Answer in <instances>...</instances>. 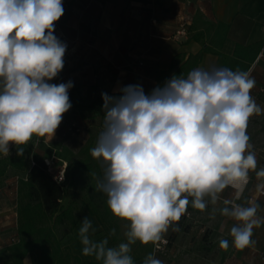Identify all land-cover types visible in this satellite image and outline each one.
<instances>
[{"label":"clouds","instance_id":"9594fccd","mask_svg":"<svg viewBox=\"0 0 264 264\" xmlns=\"http://www.w3.org/2000/svg\"><path fill=\"white\" fill-rule=\"evenodd\" d=\"M64 13L62 0H0V153L23 156L33 136L53 137L71 107L73 83H49L64 67L66 44L55 35ZM256 81L249 72L227 67H197L187 77L176 76L148 95L128 85L120 95L102 93L103 130L91 155L103 175L96 190L107 197L117 219L127 223L126 242L109 246V238H92L95 229L86 216L79 228L82 255L100 264H134L131 246L152 243L159 250L169 228L188 205L205 211L212 205L235 223L232 245L254 247L253 230L264 225L256 200L237 203L258 169L248 122L264 109L251 95ZM235 192L224 199L227 188ZM264 191V183L257 184ZM191 198V200H190ZM222 203V207H216ZM91 230V232H90ZM110 236L116 235L112 229ZM227 250L229 241L221 239ZM143 264H163L150 253Z\"/></svg>","mask_w":264,"mask_h":264},{"label":"crops","instance_id":"0c3cea01","mask_svg":"<svg viewBox=\"0 0 264 264\" xmlns=\"http://www.w3.org/2000/svg\"><path fill=\"white\" fill-rule=\"evenodd\" d=\"M62 4L64 13L57 22L70 39L71 49L63 69L49 83H73L68 93L72 107L63 114L55 135L39 137L40 142L35 145L43 155L56 156L59 165L73 161L89 137L97 143L94 133H88L93 118L84 117L99 114L104 119L102 93L118 96L119 89L139 85L146 95L150 94L156 83L157 71L168 70L175 55L181 54L186 59L189 54H196L206 46L217 48L215 42H218L219 35L215 30L219 23L228 26L220 46L225 57L220 59L218 66L219 55L213 50L205 51L195 68L214 66L241 71L252 54L257 52L246 72L256 81L251 95L264 109V92L260 90L264 86V0H62ZM197 16L212 22L213 28L209 31L201 22H194ZM181 28L186 30V34L178 33ZM194 34L200 39H196ZM237 51L243 56L236 55ZM72 124L78 127H71ZM247 134L256 153L258 169L264 167V112L250 118ZM36 138L33 136L31 140ZM249 175V183L237 203L247 206L248 200H256L261 205L258 215L264 217V191H257V184L264 183V180H257L254 172ZM13 180L17 189V178ZM222 197L233 199L235 192L229 187ZM221 204L216 207H222ZM189 210L190 215L178 222L180 230L169 228L167 232L170 236L168 254L176 256L170 264H230L224 249L223 256L221 251L212 250L198 256L192 246L197 241V244L220 247L221 239H227L229 246H233L229 233L235 221L219 212L213 216L212 208L200 211L190 205ZM86 216L95 229L93 239L99 241L106 233L87 205L81 206L77 225L61 239L63 245H68L72 253L80 257V264H90L94 259L82 255L79 228ZM200 216L206 217V221L201 223L199 233L195 232L198 238H193L191 233L196 226L189 227L185 221L189 218L198 221ZM4 231L0 221V264H6L11 257L8 244L3 247ZM16 232L17 226L14 234ZM252 239L256 241L254 247L264 246V225L253 230ZM167 255L159 254L156 258L162 261ZM144 259H137L135 264H143ZM255 260L256 263L252 257L243 255L235 259V264H264V255L261 260ZM22 264H33L31 254L23 258Z\"/></svg>","mask_w":264,"mask_h":264},{"label":"trees","instance_id":"16d2710c","mask_svg":"<svg viewBox=\"0 0 264 264\" xmlns=\"http://www.w3.org/2000/svg\"><path fill=\"white\" fill-rule=\"evenodd\" d=\"M197 21L209 31L214 26L212 22L199 16L194 18V22ZM227 31L226 24L217 25L215 30V34L219 35L218 42H215L217 48L206 46L196 54H189L186 59L181 54L175 55L168 70L157 71L154 89L162 86L173 75L186 78L188 73L198 65L205 51L213 50L217 53L218 66H220V59L225 57L220 46ZM193 36L200 39L197 34ZM236 55L243 56L238 51ZM256 55L257 52H254L241 71H247ZM39 142L30 140L27 145L20 146L25 148L23 156L16 155L15 146L11 149L9 156L0 154V185L4 184L11 172L17 176V232L13 235L15 240L10 239L8 243L11 257L6 264H22L27 254H31L33 264L81 263L80 257L73 254L70 247L61 242L63 235L72 231L79 221L81 206L76 198L69 197L67 192L69 186L76 183L79 178L85 186L86 192L83 198L86 199L85 204L91 214L98 218L107 233H110L112 229L116 230V235L111 236L116 245L126 242L119 228L120 220L111 213L106 195L96 190L97 178L103 173L100 161L91 155V149L96 146L95 139L89 137L79 149L75 159L68 163L66 180L63 182L54 180L47 171L45 158L48 156L35 149V145ZM71 166L73 175L68 173V168ZM76 173L79 178H75ZM151 251L152 243L144 245L138 242L130 253L134 264L137 259L146 258ZM90 264H100V262L93 259Z\"/></svg>","mask_w":264,"mask_h":264},{"label":"rangeland","instance_id":"374dc122","mask_svg":"<svg viewBox=\"0 0 264 264\" xmlns=\"http://www.w3.org/2000/svg\"><path fill=\"white\" fill-rule=\"evenodd\" d=\"M88 117L93 118L90 120L91 125L89 126L90 128H88V133H94V137L98 139L100 132L103 130V119L99 116V114L93 115V116L87 115L84 117V119L88 118ZM76 125L71 126V127H76ZM97 127H99V128H97ZM96 131H98V134H95ZM12 147L13 146L10 145V151H11ZM68 173H69V175H73V167L72 166L68 168ZM102 173H103V169H102ZM76 177H78V173L75 174V178ZM16 178H17V176L13 172H11L10 175L5 179L4 184L0 185V221H1V225H2V230L5 229V231L3 232V235H2L3 244H4L3 247H6V245L9 243L11 237L14 235V233L16 231V226H17V214H16L17 189H16V184L13 185V181H14L13 179H16ZM67 192H68L69 197L76 198V200L80 206H83L85 204L86 199H84L83 197L85 196L86 189H85V186L83 184V181L80 178L76 181V183L69 186V189ZM208 208H213V206L209 205ZM196 220L189 218L188 220L185 221V224L189 223V227L190 226H196L195 227L196 229L194 230V232L191 233L193 238H198V235L197 234L195 235V232L197 231V233H199L200 225H201V223L206 221V217L203 218V216H200L198 218V221H196ZM119 223H120L119 228L122 231V233L124 234V232L127 230V223L124 221H121V220ZM114 228H117V226L116 227L114 226ZM102 237L103 238H105V237L109 238V246H116V242L112 240V237L109 235V233H107V232L104 233ZM185 238H188V236H185ZM138 242L139 241H137L134 245H132L131 248L135 249ZM197 243L198 242L196 241L195 244L192 246V248H194L195 253H197L198 256L201 254H207L211 250L214 252L215 251H217V252L221 251L220 255L223 256V253H222L223 249L222 248H220L218 246H209L208 243H201V244H197ZM140 244H142V243H140ZM250 249L251 248L249 247V248H245L243 250H238L234 246H229L228 249L225 250L226 252L224 254H225V256H227V259L229 260L230 264H235V259H238L239 257H241L243 255L244 256L247 255L250 258L252 257L254 259V263H256L255 259L261 260V257L264 255V246L254 247L253 250H250ZM151 253H153V244H152ZM174 259H176V256L173 253V254H168L167 256H165L162 259V261H163V264H170L171 262H173Z\"/></svg>","mask_w":264,"mask_h":264},{"label":"built area","instance_id":"2783aa9c","mask_svg":"<svg viewBox=\"0 0 264 264\" xmlns=\"http://www.w3.org/2000/svg\"><path fill=\"white\" fill-rule=\"evenodd\" d=\"M55 30L54 33L56 34L57 38L64 44H66V52L64 55V60L68 57L69 51L71 49L70 44L71 41L68 38L66 32L62 29L60 24L56 21L55 22ZM179 34H186V30L184 28H181L178 30ZM262 92H264V86L260 89ZM71 91V88L69 89V92ZM76 124H73L72 126H75ZM40 141V138L38 137L36 139V142ZM45 164L47 171L50 173V175L53 177L54 180L58 182H63L66 180V171H67V164L62 163L61 165L58 164L57 158L54 155L48 156L45 158ZM191 200V198H190ZM191 203L188 205L187 212L181 217L180 220L184 219L185 217H188L190 215V207ZM17 214V213H16ZM14 236L11 237V241H14ZM164 240L167 241V243H161L160 249L157 250L155 245H153V253H155V257L159 254L167 255L170 249V236L168 233L164 234Z\"/></svg>","mask_w":264,"mask_h":264}]
</instances>
